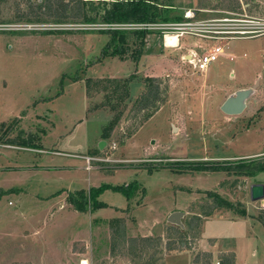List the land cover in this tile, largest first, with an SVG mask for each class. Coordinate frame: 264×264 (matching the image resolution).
I'll return each mask as SVG.
<instances>
[{
  "label": "rangeland",
  "instance_id": "obj_1",
  "mask_svg": "<svg viewBox=\"0 0 264 264\" xmlns=\"http://www.w3.org/2000/svg\"><path fill=\"white\" fill-rule=\"evenodd\" d=\"M199 1L158 0L172 5L170 15L183 20L191 10L195 21L212 22L225 32L219 37H231L210 42L224 54L206 73L182 60L188 52L182 44L168 48L158 32L148 35L138 62L130 59L133 45L123 58L103 59L106 30L90 24L18 23L27 11L24 0L1 3L0 124L17 123L0 135V264H81L84 259L88 264H194L201 253L211 255L210 264H225L227 254L235 264H264V205L251 200L250 178L189 163L264 156V0H240L239 11L225 9L223 0H205L202 6ZM182 42L204 43L197 37ZM133 74L159 78L166 101L131 136L138 119L128 104L114 133L104 138L114 113L90 110L86 81ZM256 82L258 90L242 115L221 111L229 94ZM143 90V83H134L130 101ZM19 131H31L40 147L14 141ZM257 153L263 154L250 156ZM86 157L96 159L90 170ZM254 180L264 182V173ZM118 186H131L129 197L111 189ZM100 188L97 200L104 205L96 211L90 205L77 211L68 201L77 191ZM209 191L245 209L247 216L226 208L205 216ZM176 211L186 213L182 234L168 225ZM115 220L125 223L127 237H163L161 246L143 259L127 247L115 253ZM168 243L177 251L170 252Z\"/></svg>",
  "mask_w": 264,
  "mask_h": 264
},
{
  "label": "trees",
  "instance_id": "obj_2",
  "mask_svg": "<svg viewBox=\"0 0 264 264\" xmlns=\"http://www.w3.org/2000/svg\"><path fill=\"white\" fill-rule=\"evenodd\" d=\"M4 0H0L1 3ZM205 0L199 1V6L204 4ZM27 5V11L23 16L17 20L18 23H55V24H146L153 22H172L181 21V16H172L167 13L172 5L161 6L158 0H119V1H92V0H39L32 2V0H24ZM168 6V7H167ZM222 6L225 9L240 10L242 7L240 0H223ZM165 10V11H164ZM1 11V9H0ZM34 17V18H31ZM103 31V30H102ZM109 37L107 43L102 48V58L121 57L129 49L130 45L135 46L136 50L133 56L130 57L134 62H138L146 47L147 37L153 32L144 30H135L125 32L122 30H106ZM140 82L144 85V90L140 93L134 101L131 98V87L134 83ZM87 95L90 102V110L100 108H109L114 117L104 128L103 137L110 138L114 133L115 128L122 121L123 116L128 108V104H132L130 113H133L134 119H138L136 126L130 131L129 135H133L138 128L151 118L159 109L160 105L166 101L165 91L162 88V82L156 77H146L140 79L135 74L128 78H91L87 79ZM99 96V100L96 98ZM95 100L96 105L92 104ZM130 107V106H129ZM140 115L142 117L140 118ZM13 121L10 123L0 124V135L4 128L5 133L13 131L15 124ZM9 125V126H8ZM7 126V127H6ZM4 134V133H3ZM1 139V138H0ZM34 135L31 131H19L17 138L13 139L18 141H26V145L30 148L40 147V144L35 145ZM13 140H9L13 141ZM38 143V142H37ZM40 149V148H37ZM239 163L234 162H202L193 163L194 169H199L206 172H227L244 178H256L258 175L264 173V156L256 159H241ZM183 170V168H181ZM184 170H191L185 168ZM104 188V187H103ZM91 190L89 194L83 191H77L71 194L68 198L69 203L77 211H96L103 207L104 204L98 202L97 196L101 189ZM131 186H118L112 187L114 191L123 192L129 197ZM208 207L205 216H211L217 209H232L234 212L242 217L247 216V211L239 208L237 204H232L224 199L218 192H207ZM264 224V216L261 218ZM115 224L111 228V242L115 253H119L125 247L128 248L129 254L133 257L143 259L150 250L159 248L163 242V237H127L126 226L122 220H115ZM192 223L196 224L194 220ZM115 226V227H114ZM170 231L176 234H182L181 229L170 226ZM170 234H168L169 236ZM168 243L166 247L170 252L177 251V248ZM74 252H79L74 246ZM155 253L151 256L154 257ZM211 255L208 253L199 254L194 264H199L201 260L206 261L205 264H210ZM225 264H234L232 254L225 256ZM220 264H223L220 262Z\"/></svg>",
  "mask_w": 264,
  "mask_h": 264
},
{
  "label": "built area",
  "instance_id": "obj_3",
  "mask_svg": "<svg viewBox=\"0 0 264 264\" xmlns=\"http://www.w3.org/2000/svg\"><path fill=\"white\" fill-rule=\"evenodd\" d=\"M195 15L193 11L189 10L186 12L183 20L172 21V22H153L146 24H103L100 26L92 25V28L99 30H144L149 32H158L162 36L163 43L166 47L168 46V39H177V46L179 41H183L186 37H197L199 40L204 42L203 44L195 42L194 44H189L182 42V47L187 50V55L182 57V60L186 63L191 64L195 70L206 73L209 66L216 62L221 55L224 54V49L220 45H210V42H221L225 40H230L231 37H219L221 33L219 28L212 22H200L195 21ZM224 23V22H223ZM228 34L230 32H227ZM212 34V35H209ZM241 34H244V32ZM246 34V33H245ZM200 53H199V52ZM88 162L87 169H92L91 164L96 161L95 158L86 157ZM220 264V262H217Z\"/></svg>",
  "mask_w": 264,
  "mask_h": 264
},
{
  "label": "water",
  "instance_id": "obj_4",
  "mask_svg": "<svg viewBox=\"0 0 264 264\" xmlns=\"http://www.w3.org/2000/svg\"><path fill=\"white\" fill-rule=\"evenodd\" d=\"M259 87V82L253 87L240 89L232 94H229L226 100L221 105V111L227 116H240L242 115L247 107L250 99L256 94ZM106 143L103 141L99 145V149L103 150ZM250 197L253 202H261L264 205V184L255 183L250 185ZM186 213L181 211L173 212L168 217V225L174 226L176 228L185 230V225L183 219Z\"/></svg>",
  "mask_w": 264,
  "mask_h": 264
},
{
  "label": "crops",
  "instance_id": "obj_5",
  "mask_svg": "<svg viewBox=\"0 0 264 264\" xmlns=\"http://www.w3.org/2000/svg\"><path fill=\"white\" fill-rule=\"evenodd\" d=\"M157 37H158V36H157ZM158 39L160 40V39H162V37H159ZM160 41H161V40H160ZM162 41H163V40H162ZM181 41H182V40H181ZM181 41H179V45H180V46H181V44H182ZM162 43H163V42H162ZM211 46H212V45H211ZM160 64H161V63H160ZM263 153H264V152H263ZM263 153H257V154H255V155H250V156H257V155H260V154H263ZM261 157H262V156H261ZM241 159H244V158H241ZM245 159H248V158H245ZM253 159H256V158H253ZM254 179H255V178H253V179H249V180L251 181V182H250L251 185H252V184H255V183H262V184H264L263 181H261V180H260V181H257V180L255 181ZM234 264H235V263H234Z\"/></svg>",
  "mask_w": 264,
  "mask_h": 264
},
{
  "label": "bare ground",
  "instance_id": "obj_6",
  "mask_svg": "<svg viewBox=\"0 0 264 264\" xmlns=\"http://www.w3.org/2000/svg\"><path fill=\"white\" fill-rule=\"evenodd\" d=\"M168 46L176 47L177 46V39L175 38H170L168 39ZM81 264H88L87 260H82Z\"/></svg>",
  "mask_w": 264,
  "mask_h": 264
}]
</instances>
